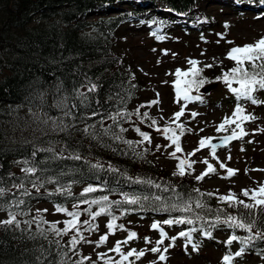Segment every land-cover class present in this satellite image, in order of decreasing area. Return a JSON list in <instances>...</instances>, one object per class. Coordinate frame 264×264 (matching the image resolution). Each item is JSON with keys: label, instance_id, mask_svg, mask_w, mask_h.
<instances>
[{"label": "trees", "instance_id": "obj_1", "mask_svg": "<svg viewBox=\"0 0 264 264\" xmlns=\"http://www.w3.org/2000/svg\"><path fill=\"white\" fill-rule=\"evenodd\" d=\"M116 1L121 8L116 14L100 6L118 7ZM129 2L135 0H0V222L13 213L19 221V227L0 223V264H91L51 230L54 222L43 213L35 217L34 208L41 203L66 208L105 195L111 214L192 219L185 230L253 236L246 253H264V239L255 236L264 232V214L257 209L247 216L242 205L216 200L163 171L154 149L129 136L141 119L140 111L130 109L141 79L118 44L129 24L145 21V29L154 14L140 6L122 10ZM149 2L179 10L192 0ZM207 17L223 23L216 12ZM212 71L202 77L212 80ZM29 168L35 171L26 172ZM149 180L153 183L137 182ZM89 186L96 191L85 193ZM125 195L141 203L127 204ZM185 204L191 211L167 210ZM91 205L98 211L101 206ZM228 215L246 217L255 227L232 229L223 223Z\"/></svg>", "mask_w": 264, "mask_h": 264}, {"label": "rangeland", "instance_id": "obj_2", "mask_svg": "<svg viewBox=\"0 0 264 264\" xmlns=\"http://www.w3.org/2000/svg\"><path fill=\"white\" fill-rule=\"evenodd\" d=\"M212 4L208 3V5ZM217 6L219 5L217 4ZM201 8L203 9L202 5ZM202 9L198 11H202ZM257 16L256 14L255 18L252 19L251 15H247L243 20H235L233 14L226 15L225 19H231L232 21L229 22L225 36L220 35L218 37L222 39L221 44L211 39L210 35L201 38L195 35L182 36L178 32L170 40L159 44L153 43L150 38H146L142 34L132 36L131 41L122 45L119 43L118 45L125 58L131 59L137 74L145 82L143 91L138 95L135 109L147 113V116H144L145 121L141 128L146 130L151 142L156 143L155 147L159 146L157 147L156 156L158 158L161 157L160 162L163 164V170L177 169L180 159L187 160L192 166L191 168L185 166V177L192 183L213 193L219 200H221V196H226L230 192L242 198V190L257 189L259 185L264 183V99L260 104L242 107L246 110V114L255 117L254 120H251V126L249 123V126H246V122L244 123L245 127L243 129L248 135L227 144L213 156L209 151L200 148L199 141L203 136L213 134L215 124L230 113L231 106L222 102L221 107L217 108H205L202 106L196 109V104L181 105L176 97V76L173 71L174 69L184 70L189 67L188 61L191 59L197 60L199 62L198 66L201 68L203 65L211 63L220 64L224 62L225 67L233 65L234 63L226 60L229 49L237 45L253 44L256 42L255 40L258 41L264 38V21ZM206 39L211 42L203 43ZM222 85L223 83L217 86L215 90L217 92L214 93L220 94L230 90L225 88L224 85L222 87ZM192 92L200 94L195 88ZM260 97L264 98V95ZM152 101H157V103H152ZM181 101L183 100L181 99ZM181 108L184 109V115L177 120L175 113L180 111ZM193 113L199 115L194 118L196 120L195 124L191 122V125L187 122V119ZM153 120L156 121L155 124H152ZM176 124L189 128L185 129L181 135L179 128L171 127ZM165 127L175 129L177 134L180 135L182 151L176 153L175 157L171 155L175 152V145H172L171 141L166 138L163 132ZM228 129L230 130L228 134H231L234 127L230 125ZM198 130L200 133H197ZM237 133L239 132L237 131ZM189 151L194 152L188 153ZM229 155L231 160L228 159ZM220 163H224L226 168L236 170L235 174L232 177H227L226 168L221 169L219 167ZM208 164H212L216 168V172L204 176L203 179H197L198 176L203 175L207 171ZM76 206V208L71 206L67 209L81 213L79 217L81 221L80 230L79 232L75 230L69 231L68 235L70 239L75 236L78 240L75 245L76 252H80L84 257L90 258L93 264H105L106 260H108V264H115V261L120 260V255L112 251V249L115 248L118 241L126 240L131 232H135L137 236L127 244H121L122 252L126 253L131 249H136L137 252H145V256L139 260H135V257H132L134 264H220V259L221 257L223 258L222 251L215 246L199 252L189 248H183L184 250L182 251L179 249L181 245L177 240L173 247L167 246V241L172 240L171 236L175 235V233L177 234V228L175 231L167 230L166 224L163 223L165 221L163 218L158 217L153 222L133 217H129L127 220L117 218L115 224L123 225L124 228H114L110 232L107 225L112 221V218L100 215L93 219L88 210L96 212L98 211L97 208L90 204L82 203ZM35 210L44 211V215L50 220L56 221L61 228H64L65 222L71 219L66 212H57L52 206L47 204H38ZM39 214L40 212H36L35 217H39ZM3 220H7V217L3 218ZM85 220L95 225V230H89V226L83 224ZM153 223H159L160 227L167 233L168 238L164 240L163 245H156L155 243L161 237L159 236V229L151 228ZM105 235H107L106 242L97 246L96 242ZM81 237L83 239H80ZM145 237L151 243L145 242ZM66 240L69 241V239ZM153 246L160 247L161 253H152L150 249ZM164 247H168L167 252H163ZM100 254H106L104 259L100 258ZM160 254H164L167 259L164 261L159 260ZM109 258L111 259L109 260ZM247 259H249V264H264V257L248 256ZM125 264H128V262H125Z\"/></svg>", "mask_w": 264, "mask_h": 264}, {"label": "snow or ice", "instance_id": "obj_3", "mask_svg": "<svg viewBox=\"0 0 264 264\" xmlns=\"http://www.w3.org/2000/svg\"><path fill=\"white\" fill-rule=\"evenodd\" d=\"M261 2H264V0H261ZM155 35V33H153ZM156 39L163 40V36H156ZM228 58L232 60L235 63V66L230 69V71L224 73L223 75V81L227 85V87L230 89L232 93H235L237 98H244L249 100L252 104H258L261 103L259 98L256 96V93L258 92H264V38H261L260 40L256 41L253 44H248L244 46H236L232 47L228 53ZM190 68L188 70L182 71L180 69H177L175 72L176 75V82H175V90H176V97L177 100H183L186 102H191L194 100H201L200 96H192L191 92L195 88V90L199 91L201 87H203L206 83V80L202 77V72L205 68H211L212 65H205L203 68L199 67V62L197 60L191 59L188 61ZM216 79H221L220 77H217ZM233 82L238 83L239 87L234 88L232 87ZM96 88L95 85H92L91 88H89V91H94ZM80 95H84L81 93ZM86 98V97H85ZM152 103H157V101H152ZM185 104V106H186ZM184 115V109L181 108L180 111L175 113V118L179 120L181 116ZM193 116L196 115V113L192 114ZM144 116H147V113H144ZM233 118L229 119L226 118L223 123H221L218 126V131L224 130L226 125H232L235 124L236 128L239 129V133L234 129L231 132V135H225L222 139V144H212V138H203L199 141L200 148H205L206 146H211L212 155H216V149L217 147H223L226 146L231 141L241 139L243 136L248 135L247 132L244 131L242 124L244 122H249L251 120H254V116H250L246 114L245 110L237 104L235 107V110L232 114ZM115 119V118H113ZM156 121L153 120L152 124H155ZM177 128L180 129V134H183V125L177 124ZM138 132H140V129H136ZM87 131V129L85 130ZM163 132L168 140L171 141L172 145H175V152H173L171 155L176 156V153L181 152V146H180V135L177 134L176 130L171 127H165L163 129ZM141 137L143 138V141L151 142L150 137L148 133L146 132H140ZM120 138V137H117ZM143 141L137 142L141 143ZM251 142V141H249ZM130 147L132 146V141H125ZM159 147V146H157ZM243 150V149H241ZM48 151H51V149H48ZM140 155V154H137ZM74 159H79V156L73 157ZM228 159L231 160V156H228ZM205 163H207L205 161ZM185 166L188 168H191V163H189L185 159H180L179 163L177 165L178 168V174L180 176H184L185 173ZM219 167L221 169H225L226 165L224 163H220ZM26 172H34L35 169L29 168L25 169ZM236 170H233L231 168H226L227 177H232L235 174ZM216 168L213 167L212 164H208L207 171L201 175L198 176L197 179H203L204 176L215 173ZM226 177V178H227ZM140 183H148L152 184V181H137ZM156 187H159V185H156ZM63 189H57V192H61ZM85 193H92L96 191L95 188L89 186L86 188ZM0 193H2V190H0ZM70 194V191H69ZM242 195L244 197H247L251 203H246L243 200L236 199L233 193H229L227 196H221L220 199L227 202L228 204L232 205L233 207H236L238 205H242L245 209L248 210L247 216H255L256 210L258 209L261 214H264V185L260 186L258 189L254 190H242ZM143 199H148V197H144ZM158 199V198H157ZM127 204L134 205V204H140L141 199L139 197H129L125 195V201ZM22 203V202H21ZM84 203H89L88 201H84ZM91 204L101 205L99 208V211L91 212L89 209V214L92 216L93 219L100 216L101 214H111V203L109 202L108 196H102L99 199L92 200L90 202ZM120 203V202H116ZM77 206L74 205V208ZM196 207H203L202 204L199 202L196 204ZM167 210H180L183 212H189L191 211V208L189 205L185 204L183 207L179 205H173L172 209ZM57 212H66L69 217H71L70 220H67L65 222V227L63 229H57L55 227V224L52 225L51 230L54 231L57 235H67L69 231L75 230L79 232L81 221L79 220V217L81 213L79 211H69L66 208L63 207H57ZM117 217L113 216L112 221L108 223L107 228L111 232L114 228H120L123 229V225H116ZM217 222L219 223V217H217ZM5 225H13L15 224L16 227H19V221L16 220L15 214H10V219L6 221L0 222ZM30 223V222H29ZM166 225H173V224H192L193 220L188 218H180V219H168L163 221ZM223 223L227 224L232 229H246L247 231L251 232L253 228L255 227L254 222H248L246 217H236L232 215H228L226 219L223 221ZM83 224H87L89 226V230H95V225H92L89 221L85 220L83 221ZM216 225H213L215 227ZM152 229H159V236L161 239L157 240L155 243L156 245H163L164 240L167 239V233L164 231L162 227H160L159 223H153L151 225ZM196 231V229H190L189 231H181L179 232V237H183L186 240L185 247H187L188 243H191L192 241V232ZM205 235H211V233L206 232ZM137 234L135 232H131L128 235V238L124 241H118L115 248L112 249V251H115L120 255V260L115 261V264H125V262H128V264H134L133 261H130V257H135V260H139L141 257L145 256L144 251L137 252L136 249H131L129 251L122 252L121 250V244H127L129 241H131L133 238H135ZM256 237H260L264 239V232H256ZM80 239H83L81 237ZM145 242L151 243V241L148 240L147 237L144 238ZM173 241L176 240V237L171 238ZM254 237L249 236L246 238H242L236 235H232L231 238L226 241L228 245H231L235 241H239L241 244V247L238 251L235 252V258L241 257L245 252V247L247 245L252 244ZM107 240V235L102 236L99 241H97V246H100L104 244ZM73 247L78 243L77 238L74 236L71 241ZM171 246V245H170ZM199 245L192 244L193 250H197ZM150 251L152 253H161V248L158 246L151 247ZM168 247L163 248V252H167ZM106 254H100V258L104 259ZM111 258H109L110 260ZM167 257L164 254L159 255V260L164 261ZM234 257L231 253H228L224 255L223 261L224 264H233ZM105 264H108V260L105 261Z\"/></svg>", "mask_w": 264, "mask_h": 264}, {"label": "bare ground", "instance_id": "obj_4", "mask_svg": "<svg viewBox=\"0 0 264 264\" xmlns=\"http://www.w3.org/2000/svg\"><path fill=\"white\" fill-rule=\"evenodd\" d=\"M1 142V141H0Z\"/></svg>", "mask_w": 264, "mask_h": 264}]
</instances>
